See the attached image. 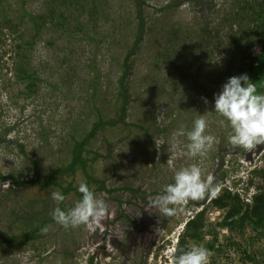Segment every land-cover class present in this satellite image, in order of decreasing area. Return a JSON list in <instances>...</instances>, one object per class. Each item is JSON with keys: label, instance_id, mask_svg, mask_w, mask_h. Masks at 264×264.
Segmentation results:
<instances>
[{"label": "rangeland", "instance_id": "rangeland-1", "mask_svg": "<svg viewBox=\"0 0 264 264\" xmlns=\"http://www.w3.org/2000/svg\"><path fill=\"white\" fill-rule=\"evenodd\" d=\"M239 1L141 0L138 8L137 0H100L103 11L91 29L82 25L84 15L75 9L73 19L60 0H0V264H22L20 256L33 264H175L185 222L201 211L205 240L189 239L188 246L206 247L210 264H244L230 246V231L217 225L226 210L212 202L230 192L250 203L264 186V144L232 145L230 126L212 111L214 94L229 77L252 80L238 64L241 56L264 65V40L248 47L240 38L251 19L235 20ZM48 3L61 8L52 19ZM122 74L126 102L118 86ZM199 115L216 141L206 156L193 158L186 155V136L177 132L190 129ZM75 155L84 168L78 161L50 177ZM192 164L201 168L202 180L212 178L211 193L165 216L151 201L177 170ZM47 179L54 183L42 187ZM81 183L108 211L99 222L65 228L52 212L74 206ZM54 191L65 196L59 205ZM211 241L215 251L206 246ZM254 241V248L264 249V242ZM88 245L90 253H81Z\"/></svg>", "mask_w": 264, "mask_h": 264}, {"label": "clouds", "instance_id": "clouds-1", "mask_svg": "<svg viewBox=\"0 0 264 264\" xmlns=\"http://www.w3.org/2000/svg\"><path fill=\"white\" fill-rule=\"evenodd\" d=\"M202 99L205 104L209 103L207 98ZM213 99L212 111L223 118L222 124L227 122L231 128L229 143L243 148L264 144V93L258 92L257 85L247 74L229 77ZM208 126L206 117L199 115L193 119L190 129L178 130L177 135L187 138L188 157H204L213 149L216 138L207 133ZM211 180V177L207 182L202 180V170L196 164L182 167L175 172L173 182L151 201L152 206L171 217L175 214V205L203 199L206 193H211ZM78 192L81 197L74 206L67 210L57 206L52 212V218L65 228L99 222L108 211L107 203L98 199L86 183L79 185ZM51 198L57 205L65 200L60 191H54ZM175 264H210V252L203 245L194 244L180 250Z\"/></svg>", "mask_w": 264, "mask_h": 264}, {"label": "trees", "instance_id": "trees-1", "mask_svg": "<svg viewBox=\"0 0 264 264\" xmlns=\"http://www.w3.org/2000/svg\"><path fill=\"white\" fill-rule=\"evenodd\" d=\"M63 2L64 8H68L75 12L77 15H84L82 21V25L85 27H89L91 29L96 28L97 26V16L102 13L103 7L100 0H60ZM240 0L236 7L237 15L235 16V20L237 17L242 18L241 20H245L247 17L251 19L248 25V28L241 33V39L244 40L245 44L250 47L253 43V40L256 38L258 40H264V17L262 16V12H264V0ZM49 5V12L48 15L52 19L56 12V6ZM61 10V8H57V10ZM67 10V9H65ZM138 18L140 15L136 14ZM72 18V17H71ZM74 19V14H73ZM141 19V18H140ZM142 23V22H141ZM140 22L136 25L135 34H139L142 30V24ZM107 36L106 33H104ZM253 39H252V37ZM125 38V37H124ZM237 53L233 57L234 60H237ZM128 53L125 54L122 60L123 65V74L127 68V60H128ZM247 54L238 59V64L246 70L252 76L253 82L259 86L260 88H264V65L261 63H249L247 62ZM251 58V57H250ZM122 76L118 79V86L120 88V96L123 102L127 101L128 96L126 95V91L122 90ZM124 111V107H120L119 113ZM98 124L96 123L94 127ZM95 129L92 130L90 136L93 135ZM85 141L81 144L78 143L74 147V151L77 153L81 150V147L84 145ZM78 161H81V166L84 168V160L80 159V156L75 155L72 159V162L66 169L61 167L57 168L54 173L50 175L53 176L55 174H61L67 171H70L74 168ZM262 181L264 182V169L260 170ZM2 179L5 176L0 177ZM36 182H40L39 180H35ZM34 182V181H33ZM51 181V179H47L46 182L40 183L42 187L47 186ZM102 185V184H101ZM213 205L217 208L226 210L224 216L222 217L221 221L217 223L218 226L224 227L230 231L232 236H230V246L232 250L239 256H241L244 264H264V249L253 247L254 240L263 243L264 242V186L258 187V190L252 195L251 202L243 201L239 195L231 194L230 192H225L221 196H217L213 198ZM45 223V221H43ZM206 226L204 213L203 211L198 212L195 214L194 217L188 219L185 222L184 231L178 237V243L176 245V256L180 254L181 249H188V240L191 239L195 242H203L204 239V229ZM246 229L249 230V233L245 237ZM241 235L243 239L241 241L238 240L235 236ZM215 239H216V235ZM206 246L214 250L213 242H206ZM218 253V251H216ZM211 264H216L215 260L211 259Z\"/></svg>", "mask_w": 264, "mask_h": 264}, {"label": "bare ground", "instance_id": "bare-ground-1", "mask_svg": "<svg viewBox=\"0 0 264 264\" xmlns=\"http://www.w3.org/2000/svg\"><path fill=\"white\" fill-rule=\"evenodd\" d=\"M5 102V101H4ZM6 103V102H5ZM20 114V113H19ZM4 116V115H3ZM9 120V119H8ZM6 121V120H5ZM4 126H6L5 124H4ZM7 131V130H6ZM4 134H5V132H4ZM15 136V135H14ZM8 138V137H7ZM3 155V154H2ZM10 156V155H9ZM12 156V155H11ZM0 157H2V156H0ZM10 158V157H9ZM1 159V158H0ZM52 160V159H51ZM47 164V163H46ZM13 165V164H12ZM11 201V200H10ZM9 214V213H8ZM107 218V217H106ZM106 222V221H105ZM95 224V223H94ZM92 226V225H91ZM94 227V226H93ZM96 227V226H95ZM86 229V228H85ZM97 229V228H96ZM95 228L90 232L91 233V235H93L94 233H95V230H96ZM86 232V231H85ZM89 232V231H88ZM96 234V233H95ZM90 235V234H89ZM95 236V235H94ZM45 237V236H44ZM48 237H50V236H48ZM141 238V237H140ZM45 239V238H44ZM107 239V238H106ZM52 240V239H51ZM101 240H102V238H101ZM86 241V240H85ZM95 242V241H94ZM93 242V245H95V247H98L95 243ZM49 243V242H48ZM82 244V243H81ZM40 245V244H39ZM86 245V244H85ZM89 245H90V243H89ZM89 245L86 247V248H82L81 249V253H85V252H89ZM101 246H102V244H100ZM99 245V246H100ZM47 246V245H46ZM84 247V246H83ZM107 248V247H106ZM120 250V249H119ZM55 252V251H54ZM106 252H107V254H110L111 252H112V250L111 249H107L106 250ZM77 253V252H76ZM90 253V252H89ZM111 255V254H110ZM43 256V255H42ZM79 256V255H78ZM77 256V257H78ZM143 256V255H142ZM20 258H22V264H33L34 262H31V261H28V259H29V256H20ZM16 259V255L15 254H11L10 255V257H9V262H13L14 260ZM55 259V258H54ZM16 263V262H15ZM51 264H53V263H51Z\"/></svg>", "mask_w": 264, "mask_h": 264}, {"label": "water", "instance_id": "water-1", "mask_svg": "<svg viewBox=\"0 0 264 264\" xmlns=\"http://www.w3.org/2000/svg\"><path fill=\"white\" fill-rule=\"evenodd\" d=\"M138 1V8L140 7V5H141V0H137ZM207 27V26H206ZM208 36H209V33L208 32H205L204 34H203V37H202V41H201V49H200V55L202 56L203 55V53H204V51H205V47H206V45H207V38H208ZM200 59H201V57H200ZM201 61V60H200ZM199 61V62H200ZM260 148V147H259Z\"/></svg>", "mask_w": 264, "mask_h": 264}, {"label": "built area", "instance_id": "built-area-1", "mask_svg": "<svg viewBox=\"0 0 264 264\" xmlns=\"http://www.w3.org/2000/svg\"><path fill=\"white\" fill-rule=\"evenodd\" d=\"M252 197V196H251ZM249 201V200H248Z\"/></svg>", "mask_w": 264, "mask_h": 264}]
</instances>
